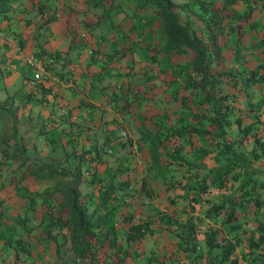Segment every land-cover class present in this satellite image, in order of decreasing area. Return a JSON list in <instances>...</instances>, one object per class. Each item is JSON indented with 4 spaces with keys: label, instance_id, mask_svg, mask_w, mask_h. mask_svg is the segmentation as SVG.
<instances>
[{
    "label": "rangeland",
    "instance_id": "obj_1",
    "mask_svg": "<svg viewBox=\"0 0 264 264\" xmlns=\"http://www.w3.org/2000/svg\"><path fill=\"white\" fill-rule=\"evenodd\" d=\"M172 1L179 20L199 34L198 0ZM134 3L77 1L76 23L83 22L86 36H68L63 57L55 58L57 80L72 84L67 78L60 79V72L78 64L70 60L74 44L102 42L105 48L100 49L111 52L118 43L116 54H128L112 71L104 58L92 65L102 76L91 78L87 87L79 85L78 92L93 98L100 121H78L64 143L45 140L43 134L48 135L50 129L39 115L47 107L42 99L26 96V91L38 94L41 90L24 81L21 62L16 69H8L13 49L0 44V154L5 156L0 170H6L0 175V192L3 188L4 194L12 192L9 205L0 207L1 264L14 259L29 264L30 258L32 264L83 263L70 250L62 223L66 213L58 208L60 195L54 191L70 178L76 181L79 197L89 210L97 206L105 188L119 186L107 196V207L111 210L108 221L116 226L114 252L117 247L123 249L124 264H252L251 255L264 264V0H235L230 5L238 12L249 10V17L236 21L237 29L234 25L230 29L233 18L226 23L220 37V59L209 64L213 77L203 90L186 87L178 72L179 66L188 67L191 52H159L163 42L158 16L147 7L138 11L142 20L134 19ZM0 33L8 39L15 36L6 26H0ZM33 33L39 39L41 34ZM2 54L7 61L2 62ZM251 71L252 79L248 77ZM2 72L4 76L13 73L4 78ZM29 73L25 68L24 76ZM89 87L93 92H88ZM97 96L105 98L109 113L99 108L97 101L102 98ZM117 99L128 105L127 112L116 117L118 121L112 117L116 109L108 105ZM30 100L29 110L36 121L31 123L24 114L16 118L18 126L11 113L20 116ZM212 116L219 124L212 123ZM158 123L170 134V142L161 163L152 165L147 159L148 143L139 140V132ZM175 128L184 135L174 134ZM5 131L12 139L4 136ZM48 163L69 172L40 178L46 185L33 189L32 180L26 177L28 169L36 168L42 174ZM219 203L222 207L212 214L210 208ZM136 221L151 223L153 229L127 241L128 225ZM207 240L218 244L227 240L232 252L220 259L219 248L206 247ZM188 241L193 245L191 252L183 248Z\"/></svg>",
    "mask_w": 264,
    "mask_h": 264
},
{
    "label": "trees",
    "instance_id": "obj_2",
    "mask_svg": "<svg viewBox=\"0 0 264 264\" xmlns=\"http://www.w3.org/2000/svg\"><path fill=\"white\" fill-rule=\"evenodd\" d=\"M234 1L235 0H198L197 7L200 9V11L197 13V15H199L202 23L199 29V34H197L196 30L191 28L188 23L179 20L172 0H135V8L131 10V16H133L134 19L142 20L143 17L138 11H145V8L147 7H150L155 11V14L158 16V31L163 42L162 46L158 48L159 52L167 55L173 52H179L180 50H189L191 52L189 65L188 67H184L182 65L179 66L178 72L181 75L182 80L185 82L186 87L203 90L212 81L213 77V74L209 70V64L215 63L220 59L222 47L220 37L223 34L225 27L227 26L226 23H229V19H234L230 21L231 29L236 26V21L241 18L247 19L249 17V10L244 13L230 8V5L234 3ZM53 4H55V2H53L50 6H54ZM51 11L52 12L50 14V19H56L59 17L55 12V6L54 8L51 7ZM238 26H240V24L236 26V29ZM86 30L87 29L85 28V25H83V22H79L74 25L72 30L69 31L68 35L69 37L70 35H73L75 36V38H82V35L84 37L86 36ZM124 43L126 42H122V45H124ZM118 47V43L114 44L112 49L113 51L111 52L101 50L100 48L92 49L88 54L87 65H95L97 59L104 58L106 60L105 63H108V66L112 71L114 64L119 63L118 61L128 54V52H125V54L123 55L122 51L116 54V50L114 49ZM51 54L54 58L58 57L56 53ZM252 74L253 71L248 74V77L250 79H252ZM92 76H94L92 77L93 79L101 77L102 72L97 73L94 71L92 73ZM52 84L53 83L48 84L46 80H38L32 85L42 90L49 88L50 86H52ZM29 92V94H32L31 91ZM211 96H213V94H211ZM87 101L82 100L81 102H79V104H83L81 107L93 108L94 104H92L91 101ZM106 104L107 102L104 103L105 108L102 107L100 109L105 113H109L110 110H107L108 108L106 107ZM112 104L113 102L111 103V105ZM112 106V108L116 109L115 105ZM127 106L128 105L124 103L123 106H120V109H124V112H127ZM223 113L224 110L220 111V114ZM119 114H122V112H120ZM78 116L79 117H77V119L79 120L84 117L80 114ZM112 117L113 119L117 120L114 115ZM95 118L96 116L94 113L91 117L92 123H94L95 121H100L95 120ZM222 118H224V116ZM210 120L216 125L219 124V120L216 117L212 116ZM71 123V121H68L65 127H69ZM62 129V127L54 128V130L56 131L52 132L53 135H44L45 140L52 143H57L62 140V142L64 143V139L68 140L72 135H70V130H67L65 138H62V136H60L64 133ZM183 133L184 131L182 132L179 129L175 128L174 134L184 135ZM169 135H167L166 131L162 129L160 123L156 124L153 128H149L148 126L140 130L139 140H145L148 143L146 153L147 159L150 161V164L159 165L161 163L163 159L162 155L163 153H165V148L167 149V144L170 142ZM71 142L73 141L71 140ZM135 144L138 147L140 145L137 143ZM90 147L94 146L90 145ZM89 149L90 148L83 149L82 152H86V150ZM95 153L96 151H94V154ZM12 157H14V154H12ZM70 158L75 157L72 156ZM2 159L3 156L2 154H0V164L3 161ZM47 166L48 167H46V171L42 174L36 168H29L27 175L33 178L40 179L43 177H49V175H51L52 173H56L58 175H66V173L69 172L67 169L55 167L50 163H48ZM211 177L212 180H214L213 174ZM75 182L76 181L70 178L69 180L65 181V183L61 187L54 188V191H57L60 195V198L58 200V208L62 211H65L66 213L65 219L62 220V223L66 226L70 250L73 256L83 259L82 264H124L122 255H120L123 249L117 247L114 252V249L116 247V226L113 222L108 221L111 217V210H109V208L107 207V196L113 193L115 189H119V186L116 184L110 185L108 188H105L102 191L101 199L97 206H94L89 210L84 202L80 199L79 192L74 185ZM200 185V188H202V184ZM22 190H24V188H22ZM221 207V203L212 206V208H210L212 209V214L218 211ZM56 215L57 217H61V213L59 212ZM159 218H161V216ZM58 219L59 218L56 219V222L60 221ZM126 219L129 220V216ZM262 222L263 223L261 227L263 230L264 220ZM184 225H186L185 222L183 226ZM152 229L153 228L151 223L148 222H146L145 224H143L141 221L130 222L128 225V234L126 235L125 239L127 241H131L133 239H136L143 233L151 232ZM183 239L186 241V238ZM209 241L210 240L206 241L205 246L208 248L214 246L218 247L220 259H226L232 252V245L229 244L227 240H223V242L219 244L218 242L213 243ZM183 248L187 251L189 249V252L193 251V245L189 241ZM23 251H25V248L22 250V252ZM26 256L27 252H24V255L22 257L25 258ZM111 257H115V259H110ZM12 261L11 264H18V260L14 259ZM30 261H33V259L30 258L27 261L29 264H32L30 263Z\"/></svg>",
    "mask_w": 264,
    "mask_h": 264
},
{
    "label": "crops",
    "instance_id": "obj_3",
    "mask_svg": "<svg viewBox=\"0 0 264 264\" xmlns=\"http://www.w3.org/2000/svg\"><path fill=\"white\" fill-rule=\"evenodd\" d=\"M12 0L10 1L11 4H7L4 2H0V26H6L12 28L13 35H15L12 39L5 38L0 33V44H2V47L4 45H8L10 49H13L12 55L7 61L6 56L4 54L1 55L2 62L7 61L9 62L8 69H16L17 65H19V62H21L20 65V71L23 73L24 81L27 84L32 85L31 83H28L25 79L27 75L25 74V68L26 65L24 63L25 56L34 53L35 55H45L43 53H56L61 54L60 56L63 57L62 51L67 48V44L69 42L68 39V33L74 25L76 24V10H78V0ZM14 2H17V5H14ZM53 2L55 6V12L58 14V18L56 19H50L51 14V7L54 8V6H50ZM54 12V13H55ZM49 16V18H47ZM13 23H15L13 25ZM33 29V31L31 30ZM33 32L40 33L39 39L35 38V35ZM30 34L32 36H30ZM70 38V37H69ZM42 42V43H40ZM102 42H86L84 44H81L80 47H76L77 45L74 44V46L71 47V51L73 55H71L70 60L71 62H77L78 64L67 66L64 69H61V77L67 78L68 81H71L72 84H67L66 81L64 84H61L60 80L59 85L52 84L49 88L42 89L40 93L34 94L33 91L32 94H29L30 92L26 91V96L30 98H36L38 100L42 99L43 106H46V111H44V115L40 116L42 118V122L46 124L48 129H50L49 134L53 135L52 132H55L54 128H63L62 131L64 132L62 135V138H65L66 131L70 130L72 132V128L76 126V124L80 123L78 121H83V123L88 122L89 124H92L91 117L94 113H97V108H87V107H81L83 104L81 102L84 99H87L89 101H92L93 98L91 96L83 97V92L79 93L78 88L79 85L82 86V88L87 87L88 83H91L92 73L95 71V67L92 70L93 64L87 65L88 62V54L92 49H95L97 46L98 48H105L104 44ZM25 46L29 47L28 49H25ZM14 54V55H13ZM59 56V57H60ZM93 65V66H92ZM115 65V64H114ZM115 67V66H114ZM113 67V68H114ZM52 69L55 71L56 67L55 64L52 66ZM114 70V69H113ZM3 73V72H2ZM13 72H8L7 76H4V78H8L11 76ZM116 74V72L114 73ZM116 76V75H114ZM112 76V77H114ZM88 80V81H86ZM90 85V84H89ZM86 90V89H85ZM93 89L89 87L88 92H93ZM98 97V96H97ZM102 98V100H98L97 103L100 104L99 108L104 107L105 98ZM23 100V97L20 98ZM30 102L33 101L30 100L27 102V107L23 109V112L19 114L20 116H17L16 114H13L12 111V117L15 119V124L18 126L20 123H16V118H21L24 114L27 115V118H30L31 123H34L36 121V115L33 114L31 109L29 110ZM96 104V102H95ZM123 103L120 104V100L117 99L113 102L112 105H115L117 111H112V114L114 117H119V113L124 112V109H120V106H122ZM111 105V103L109 104ZM79 106V107H78ZM82 109H81V108ZM105 108V107H104ZM107 109V108H106ZM107 110H110L109 108ZM82 117V119H77L79 117V114ZM24 117V116H23ZM100 120L99 114H97L95 120ZM71 121L69 127H65L67 125V122ZM69 124V123H68ZM88 124V125H89ZM71 128V129H70ZM69 131V132H70ZM45 135V134H43ZM5 137H9L12 139V136L9 135L7 131L4 132ZM3 158L5 157L2 155ZM47 161V160H46ZM1 166V164H0ZM61 166H58V168ZM5 169L0 170V175L5 173ZM26 177H29L33 182V189H36L37 187H43L44 182L40 179L30 177L29 175H26ZM23 183V182H22ZM3 188V186H2ZM28 189H31L30 186H28ZM5 188L2 189L0 192V207L3 205V203H6L4 205H9V203L12 201V198L10 197L12 192L3 193ZM8 190V188H6ZM1 222V218H0ZM1 238V233H0ZM2 256H0L1 259ZM253 258V259H252ZM252 264H259V261H256L253 255H251ZM1 264V263H0Z\"/></svg>",
    "mask_w": 264,
    "mask_h": 264
},
{
    "label": "built area",
    "instance_id": "obj_4",
    "mask_svg": "<svg viewBox=\"0 0 264 264\" xmlns=\"http://www.w3.org/2000/svg\"><path fill=\"white\" fill-rule=\"evenodd\" d=\"M24 63L26 69L30 70L29 75L26 76V81L28 83H35L38 80H46V82L54 83L57 81V76L52 69L55 64V59L53 56H46L44 59L40 58L39 55L34 53L25 56ZM123 134L124 131H121Z\"/></svg>",
    "mask_w": 264,
    "mask_h": 264
},
{
    "label": "clouds",
    "instance_id": "obj_5",
    "mask_svg": "<svg viewBox=\"0 0 264 264\" xmlns=\"http://www.w3.org/2000/svg\"><path fill=\"white\" fill-rule=\"evenodd\" d=\"M49 55H51L52 56V54H48V55H46V56H49ZM45 55H42V54H40L39 55V57L41 58L42 57V59H44L45 57H46ZM55 59V58H54ZM54 71V70H53ZM54 72H56V70L54 71ZM56 74V73H55ZM25 79H26V77H25ZM57 82V81H56ZM55 83V82H54Z\"/></svg>",
    "mask_w": 264,
    "mask_h": 264
}]
</instances>
